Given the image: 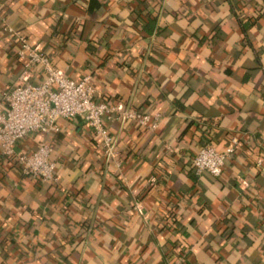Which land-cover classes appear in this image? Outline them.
Here are the masks:
<instances>
[{"label": "crops", "instance_id": "obj_1", "mask_svg": "<svg viewBox=\"0 0 264 264\" xmlns=\"http://www.w3.org/2000/svg\"><path fill=\"white\" fill-rule=\"evenodd\" d=\"M18 35L97 101L159 118L107 121L113 156L80 117L17 141L51 147L55 182L0 147V264H264V0H0L1 107ZM233 137L220 175L194 174Z\"/></svg>", "mask_w": 264, "mask_h": 264}, {"label": "built area", "instance_id": "obj_2", "mask_svg": "<svg viewBox=\"0 0 264 264\" xmlns=\"http://www.w3.org/2000/svg\"><path fill=\"white\" fill-rule=\"evenodd\" d=\"M6 30L17 34L10 28ZM18 38V56L25 60V68L19 76L21 83L9 87L1 96L0 147L2 154L13 157L23 175L46 182L57 180L56 164L50 158L52 149L47 143L39 142L28 152L15 151V144L35 131H57L60 118L80 117L100 138L108 156L114 155L115 141L108 131L107 121L118 118L122 121L135 120L144 128L156 126L158 113L150 115L131 107L97 101L89 76L78 79L66 76L51 63L39 46L31 45L22 35ZM33 65H39L44 71L42 80L36 83L28 80V69ZM237 142L233 137L223 148L209 143L203 145L192 159L194 174L220 175ZM254 165L264 170V155L259 156Z\"/></svg>", "mask_w": 264, "mask_h": 264}, {"label": "trees", "instance_id": "obj_3", "mask_svg": "<svg viewBox=\"0 0 264 264\" xmlns=\"http://www.w3.org/2000/svg\"><path fill=\"white\" fill-rule=\"evenodd\" d=\"M193 172H194V170H193Z\"/></svg>", "mask_w": 264, "mask_h": 264}]
</instances>
